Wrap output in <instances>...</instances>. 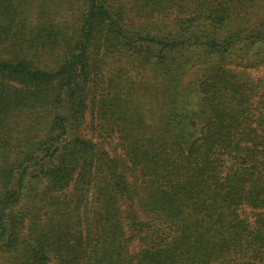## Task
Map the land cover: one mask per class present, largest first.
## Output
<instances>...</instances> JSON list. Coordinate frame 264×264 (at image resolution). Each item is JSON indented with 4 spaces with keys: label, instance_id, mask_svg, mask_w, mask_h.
Here are the masks:
<instances>
[{
    "label": "trees",
    "instance_id": "obj_1",
    "mask_svg": "<svg viewBox=\"0 0 264 264\" xmlns=\"http://www.w3.org/2000/svg\"><path fill=\"white\" fill-rule=\"evenodd\" d=\"M244 1L0 0V264H264V71L218 60L264 42L218 32Z\"/></svg>",
    "mask_w": 264,
    "mask_h": 264
},
{
    "label": "rangeland",
    "instance_id": "obj_2",
    "mask_svg": "<svg viewBox=\"0 0 264 264\" xmlns=\"http://www.w3.org/2000/svg\"><path fill=\"white\" fill-rule=\"evenodd\" d=\"M243 8H240V14H248L247 18H234L233 14L234 12L231 9H234V6H225L220 7L218 6V19H222L223 21L216 24L218 25V32L219 33H225L227 30H231L233 28H236L240 25H244L246 23H252L254 19L257 17H261L264 15V0H245L243 3ZM221 12H226L227 14H222ZM233 12V13H232ZM251 17V18H250ZM247 19V20H246ZM251 34H258V30L254 29L251 31ZM252 41V40H251ZM262 48L264 49V42L261 41V43H258L256 45H247L244 44L242 46H235V50L232 53H226L223 55H218V60L222 59L225 63L228 62L230 59H235L236 61L241 59H246L249 53V57L252 58V61H255L257 63L256 67L253 66H246L243 67L241 64H228L227 66L232 67L236 70H238L239 73L245 75L246 77H249L250 79L253 78L257 79L262 76L264 71V63L261 64L258 62L259 59L263 56L261 51ZM157 50V49H156ZM186 52V51H185ZM184 52V53H185ZM260 52V53H259ZM167 62L175 65L182 64V54L180 50H176L173 52H168L166 54ZM188 59L191 58V53H188L187 55ZM214 59H210L207 64H201V63H193V61L190 59V62L188 64V67L185 69L184 75L182 77L181 83L182 85H187V83H190L191 80H195V77L198 75V68L199 65H203L202 67L207 68L210 66L211 62ZM151 70L147 69L146 73H149ZM151 75V73H149ZM144 99L147 102V105H144V108L147 109L151 107L152 105L149 104L150 102V96L144 97Z\"/></svg>",
    "mask_w": 264,
    "mask_h": 264
}]
</instances>
